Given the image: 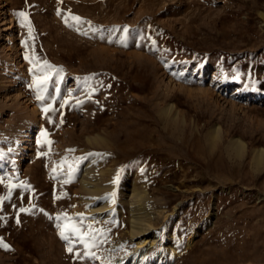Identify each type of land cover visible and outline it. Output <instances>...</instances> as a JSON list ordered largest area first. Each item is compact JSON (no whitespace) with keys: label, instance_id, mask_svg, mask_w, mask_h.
<instances>
[{"label":"rangeland","instance_id":"obj_1","mask_svg":"<svg viewBox=\"0 0 264 264\" xmlns=\"http://www.w3.org/2000/svg\"><path fill=\"white\" fill-rule=\"evenodd\" d=\"M0 264H264V0H0Z\"/></svg>","mask_w":264,"mask_h":264},{"label":"bare ground","instance_id":"obj_2","mask_svg":"<svg viewBox=\"0 0 264 264\" xmlns=\"http://www.w3.org/2000/svg\"><path fill=\"white\" fill-rule=\"evenodd\" d=\"M232 147L240 149L241 144H240L239 140H235L232 144ZM146 201H147V198L143 195L139 196L136 200H134V202H137L138 205L144 204ZM148 210L149 209H147V207H146L145 211L143 212L145 215H143V216L141 214L138 215L139 212H136L132 215L134 218L132 224H133V227L136 229V231H135L136 233H141V232H144L147 230V227L144 225V221H146L147 220L146 218L149 216ZM147 214H148V216H147ZM149 219L150 218L148 217V220ZM148 238H149V236H145L143 238V240L138 245L140 246V245H143L145 243H151L153 245V243L155 242V236H151L150 240H148Z\"/></svg>","mask_w":264,"mask_h":264},{"label":"snow or ice","instance_id":"obj_3","mask_svg":"<svg viewBox=\"0 0 264 264\" xmlns=\"http://www.w3.org/2000/svg\"><path fill=\"white\" fill-rule=\"evenodd\" d=\"M18 15L21 16V17H23V16H25V13H23V12H19ZM125 31H126V29H125ZM39 98H40V97H38V99H39ZM45 111H47V109H45ZM61 236H62L63 238H65V239L68 238L67 236L64 235V232H63V231L61 232ZM4 247H7V245H4ZM68 251L71 252L72 249L69 248Z\"/></svg>","mask_w":264,"mask_h":264}]
</instances>
